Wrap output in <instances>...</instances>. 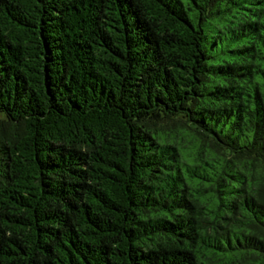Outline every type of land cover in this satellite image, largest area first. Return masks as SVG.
I'll return each mask as SVG.
<instances>
[{"label": "trees", "instance_id": "obj_1", "mask_svg": "<svg viewBox=\"0 0 264 264\" xmlns=\"http://www.w3.org/2000/svg\"><path fill=\"white\" fill-rule=\"evenodd\" d=\"M0 264H264V0H0Z\"/></svg>", "mask_w": 264, "mask_h": 264}]
</instances>
